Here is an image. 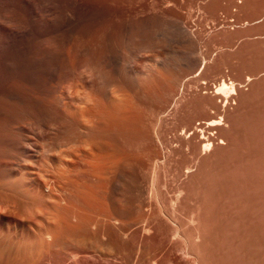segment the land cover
Segmentation results:
<instances>
[{
  "label": "rangeland",
  "instance_id": "374dc122",
  "mask_svg": "<svg viewBox=\"0 0 264 264\" xmlns=\"http://www.w3.org/2000/svg\"><path fill=\"white\" fill-rule=\"evenodd\" d=\"M51 6L57 14L75 9L78 30L54 23L51 35ZM176 26L193 51L171 43ZM71 39L76 51L72 63L59 59L61 79L88 66L105 82L107 54L127 56L129 48L130 70L149 71L154 81L143 93L127 63L111 67L118 95L125 80L132 88L126 95L136 191L124 241L141 245L136 257L147 264H264V0H0L1 139L14 135L12 123L23 114L32 135L51 127L55 109L44 72ZM222 82L235 90L216 93ZM210 119L218 124L207 127ZM112 135L121 160L125 141ZM4 235L19 232L10 226ZM67 243L56 252L87 249Z\"/></svg>",
  "mask_w": 264,
  "mask_h": 264
},
{
  "label": "bare ground",
  "instance_id": "6f19581e",
  "mask_svg": "<svg viewBox=\"0 0 264 264\" xmlns=\"http://www.w3.org/2000/svg\"><path fill=\"white\" fill-rule=\"evenodd\" d=\"M54 23L62 31L75 33L81 21L75 9L57 14L51 6V35ZM176 28L178 35L170 40L171 43L187 45L188 51L193 46L191 38L182 32V27ZM65 48L58 58L51 54V71L44 72L51 83V107L55 109L51 127L32 135L29 117L23 114L12 123L15 129L12 137L1 139L0 135V264H65L68 259L69 264H117V260L118 264H147L136 257V249L141 245L134 248L124 241L129 235L128 220L136 191L130 171L134 159L130 154L133 132L126 95L132 88L125 80L123 93L119 90L121 95H118L111 68H116L121 60L128 66L132 51L127 48V56L123 57L118 52L107 54L111 66L106 67L111 77L108 80L106 76L104 82L99 70L88 66L61 79L59 59L73 62L74 40H69ZM155 63L161 68L165 65L164 60ZM200 63L196 75L206 64L204 59ZM127 70L130 74L134 72L129 66ZM134 73L138 91L147 93L154 88L149 71ZM157 74L162 77L161 73ZM77 83L83 86L78 87ZM229 90H235L232 84L228 87L222 82L216 93L226 94ZM217 124V119L206 122L207 127ZM118 125L122 128L118 129ZM109 133L125 141L121 160L113 154L114 137ZM210 141L205 140L204 147L209 146ZM7 215L17 219L10 218L8 224L5 222ZM119 217L124 220L122 225L118 223ZM10 226L19 235L5 236L4 231ZM83 230L88 231V236H79V231ZM69 239L87 249L77 252L75 248H64L71 241ZM62 246L66 250L57 253Z\"/></svg>",
  "mask_w": 264,
  "mask_h": 264
}]
</instances>
